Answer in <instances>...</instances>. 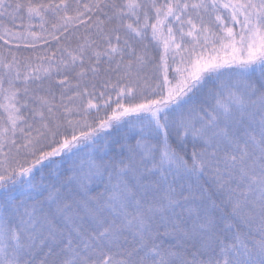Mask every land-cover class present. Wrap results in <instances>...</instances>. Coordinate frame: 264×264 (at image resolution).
I'll return each instance as SVG.
<instances>
[{"label":"snow or ice","instance_id":"obj_1","mask_svg":"<svg viewBox=\"0 0 264 264\" xmlns=\"http://www.w3.org/2000/svg\"><path fill=\"white\" fill-rule=\"evenodd\" d=\"M0 264H264V0H0Z\"/></svg>","mask_w":264,"mask_h":264}]
</instances>
